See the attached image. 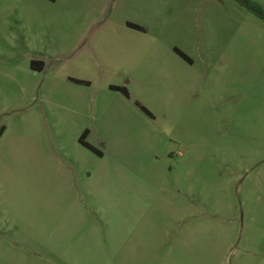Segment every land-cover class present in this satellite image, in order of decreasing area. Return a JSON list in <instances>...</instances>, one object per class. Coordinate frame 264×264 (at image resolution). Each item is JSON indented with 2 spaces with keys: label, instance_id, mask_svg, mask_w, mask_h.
Instances as JSON below:
<instances>
[{
  "label": "rangeland",
  "instance_id": "1",
  "mask_svg": "<svg viewBox=\"0 0 264 264\" xmlns=\"http://www.w3.org/2000/svg\"><path fill=\"white\" fill-rule=\"evenodd\" d=\"M1 127L0 264H264V21L233 0H0Z\"/></svg>",
  "mask_w": 264,
  "mask_h": 264
},
{
  "label": "trees",
  "instance_id": "2",
  "mask_svg": "<svg viewBox=\"0 0 264 264\" xmlns=\"http://www.w3.org/2000/svg\"><path fill=\"white\" fill-rule=\"evenodd\" d=\"M233 1L236 2L239 6L246 8L249 12L253 13L256 17H258L259 19H261L262 21H264V8H262V6L259 5L258 3L253 2V1H251V0H233ZM128 27L133 28V29H135V30H141L140 27H138V26H136V25H132V24H128ZM174 51L176 52V54H177L180 58H182V59L185 60L186 62H190V59H189L185 54H183L182 52H180V51L177 50V49H175ZM42 65H43V64H42L41 62H39V61H31V63H30V67H31L33 70L40 69V68L42 67ZM74 82H75V83H78V84H87V83H85V82L76 81V80H75ZM110 88H111V90H113V91L120 92V93H121L122 95H124L125 97L128 96V94H127V92H126V90H125L124 88H119V87H115V86L110 87ZM138 107H139V109H140L142 112H144L147 116H151V115L149 114V112H148L145 108H143V107H141V106H139V105H138ZM3 132H4V127H1V128H0V137L2 136ZM86 136H87V131H84V132L82 133L81 137L78 139L79 144H80L82 147H84V148H86L87 150H89L90 152H92V153H94L95 155H97L98 157H101L102 155H101V153H100L99 151H97L96 149H94L92 146H90L88 143L85 142V138H86Z\"/></svg>",
  "mask_w": 264,
  "mask_h": 264
},
{
  "label": "crops",
  "instance_id": "3",
  "mask_svg": "<svg viewBox=\"0 0 264 264\" xmlns=\"http://www.w3.org/2000/svg\"><path fill=\"white\" fill-rule=\"evenodd\" d=\"M48 1H53V0H48ZM142 185H143V183H141ZM115 203H120V215H121V217L123 218L124 217V215H123V211H122V203H123V201H122V199H120V200H118V199H115ZM122 211V212H121ZM92 217H90L89 219H90V221H91V223L93 222L92 221V219H91ZM97 222H99V220L100 221H103L104 220V217L101 215V213L99 214V216H97L96 218H94ZM83 220H87L86 218H81L78 214H76V241H77V238H81V237H93V231L90 229V227L88 228L89 230H88V233H87V231H82V230H79L78 229V225H79V223L80 222H82ZM88 221V220H87ZM90 232V233H89ZM76 245H77V242H76ZM83 254L81 253V252H79L78 250H77V248H76V259H75V261L76 262H74V263H85L86 262V260L83 258ZM83 259V260H82ZM82 260V261H81Z\"/></svg>",
  "mask_w": 264,
  "mask_h": 264
}]
</instances>
